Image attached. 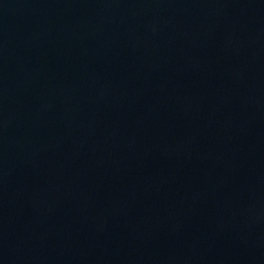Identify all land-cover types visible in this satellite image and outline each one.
<instances>
[{
  "label": "water",
  "instance_id": "1",
  "mask_svg": "<svg viewBox=\"0 0 264 264\" xmlns=\"http://www.w3.org/2000/svg\"><path fill=\"white\" fill-rule=\"evenodd\" d=\"M0 264H264V0H0Z\"/></svg>",
  "mask_w": 264,
  "mask_h": 264
}]
</instances>
